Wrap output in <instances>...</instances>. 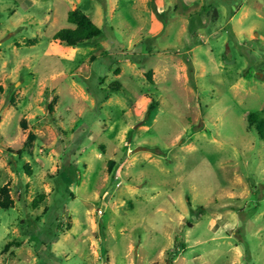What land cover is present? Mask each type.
<instances>
[{
	"label": "rangeland",
	"instance_id": "obj_1",
	"mask_svg": "<svg viewBox=\"0 0 264 264\" xmlns=\"http://www.w3.org/2000/svg\"><path fill=\"white\" fill-rule=\"evenodd\" d=\"M0 84V264H264V0H0Z\"/></svg>",
	"mask_w": 264,
	"mask_h": 264
},
{
	"label": "trees",
	"instance_id": "obj_2",
	"mask_svg": "<svg viewBox=\"0 0 264 264\" xmlns=\"http://www.w3.org/2000/svg\"><path fill=\"white\" fill-rule=\"evenodd\" d=\"M67 21L71 27L63 28L53 35V40L59 43L76 49L81 44L90 41L95 42L102 36V29L98 27L87 14L81 9H74L68 12ZM4 90L0 84V93ZM117 90V89H113ZM249 125L254 129L257 135L264 139V118L257 112H249L247 114ZM34 138L29 135V140ZM13 201L10 198L8 187H3L0 190V208H12ZM12 244L8 245L11 246ZM12 246H21V243H14Z\"/></svg>",
	"mask_w": 264,
	"mask_h": 264
},
{
	"label": "built area",
	"instance_id": "obj_3",
	"mask_svg": "<svg viewBox=\"0 0 264 264\" xmlns=\"http://www.w3.org/2000/svg\"><path fill=\"white\" fill-rule=\"evenodd\" d=\"M98 213L101 215L102 214V211L101 210H98Z\"/></svg>",
	"mask_w": 264,
	"mask_h": 264
}]
</instances>
